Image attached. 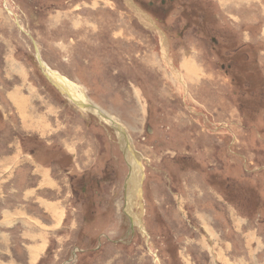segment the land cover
I'll return each mask as SVG.
<instances>
[{
  "label": "rangeland",
  "instance_id": "rangeland-1",
  "mask_svg": "<svg viewBox=\"0 0 264 264\" xmlns=\"http://www.w3.org/2000/svg\"><path fill=\"white\" fill-rule=\"evenodd\" d=\"M128 1L0 0V264H264V0Z\"/></svg>",
  "mask_w": 264,
  "mask_h": 264
},
{
  "label": "bare ground",
  "instance_id": "bare-ground-1",
  "mask_svg": "<svg viewBox=\"0 0 264 264\" xmlns=\"http://www.w3.org/2000/svg\"><path fill=\"white\" fill-rule=\"evenodd\" d=\"M128 1V0H126ZM129 5L132 7L133 11L135 12V15L137 16L138 20L144 24V14L142 15V13L136 9L135 7H133L131 0L128 1ZM156 28V27H155ZM157 31V29H156ZM161 33V32H160ZM167 48V47H166ZM166 48L164 50L165 52V60L168 64H170V61L168 60L167 56H166ZM163 50V49H162ZM163 54V53H162ZM173 63V62H172ZM173 66V65H172ZM169 67V66H168ZM184 69H186L187 71L193 72V68L190 66V64L186 63L183 67ZM181 70V69H180ZM52 76L59 82L61 83L63 86H60L61 90L63 91L64 95L65 94V89L67 91V93L69 94V97L71 96V98H73L76 101L82 102V104L84 105H88V101L84 100V99H78V94L76 93L77 87L72 86L70 83H68L67 81L61 79L56 73H52ZM178 78V77H177ZM183 80V79H182ZM178 81V80H177ZM180 81V80H179ZM186 85V84H185ZM65 88V89H64ZM16 98V96H14ZM18 101V100H16ZM21 107V106H20ZM21 109V108H20ZM80 109H84V110H89V111H97L96 109H90L89 107H81ZM23 113V112H22ZM119 133V132H118ZM120 134V133H119ZM124 141V140H121ZM124 143V142H123ZM122 144V143H121ZM125 144V143H124ZM127 145V143H126ZM128 146V145H127ZM124 150L128 153H126L125 155V159L126 162L130 163V169L132 170L131 172V176H130V181H129V192H128V198L130 199V202H132L133 207H134V202L135 199L138 197L139 194V186H140V174H139V170H140V164L138 162V158L136 159V156L134 155V153L132 154L131 149H128L126 147H124ZM139 202V201H138ZM131 205V204H130ZM137 205V204H136ZM138 206V205H137ZM128 212V211H127ZM135 219L137 220V218L135 217ZM143 227V226H141ZM141 229V228H140ZM143 229V228H142Z\"/></svg>",
  "mask_w": 264,
  "mask_h": 264
},
{
  "label": "water",
  "instance_id": "water-1",
  "mask_svg": "<svg viewBox=\"0 0 264 264\" xmlns=\"http://www.w3.org/2000/svg\"><path fill=\"white\" fill-rule=\"evenodd\" d=\"M20 30H22V28L19 27ZM32 44H33V48L35 51V59L39 65V68L41 69V73L43 74V76L47 79V81L55 88L57 89V91H59L61 94L64 95L63 91L61 90L60 86H63L61 83H59L53 76L52 73H54L53 71H51V69L49 67H47V65L41 60L40 54L38 52V49L36 48V44L34 42V40H32ZM56 73V72H55ZM65 89V88H64ZM65 96L68 98L69 101H71L74 105H76L77 107L81 108V107H89L90 109H96L98 110V113L94 112V111H89L91 113H94L96 116H98L99 120L101 121H105L106 123L109 122L110 127L115 131V132H119L122 136H125L129 142L130 145V139L128 137V135L126 134V132L124 131V129L120 126V124L116 123L115 121H113L111 118L107 117L102 111H100L97 107H95L93 104L89 103L88 105H84L82 104V102L76 101L73 98L69 97V94L67 93L66 89H65ZM128 149H131V145L129 146ZM138 154V153H135ZM132 172V170H131ZM130 174L127 178V181L129 183L130 181Z\"/></svg>",
  "mask_w": 264,
  "mask_h": 264
},
{
  "label": "flooded vegetation",
  "instance_id": "flooded-vegetation-1",
  "mask_svg": "<svg viewBox=\"0 0 264 264\" xmlns=\"http://www.w3.org/2000/svg\"><path fill=\"white\" fill-rule=\"evenodd\" d=\"M136 1V0H135ZM141 4V3H140ZM161 4H163V2L161 3ZM150 5L153 7V8H151V10H154V11H152V13H156L155 12V7H157L158 5H160V3L157 5V6H155V5H153V3H151L150 2ZM162 6V5H161ZM151 12V11H150ZM157 14V13H156ZM20 30V29H19ZM34 60L36 61V59H35V57H34Z\"/></svg>",
  "mask_w": 264,
  "mask_h": 264
}]
</instances>
